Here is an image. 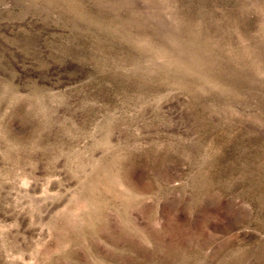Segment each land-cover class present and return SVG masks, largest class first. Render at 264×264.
Wrapping results in <instances>:
<instances>
[{"label":"rangeland","instance_id":"374dc122","mask_svg":"<svg viewBox=\"0 0 264 264\" xmlns=\"http://www.w3.org/2000/svg\"><path fill=\"white\" fill-rule=\"evenodd\" d=\"M0 264H264V0H0Z\"/></svg>","mask_w":264,"mask_h":264}]
</instances>
